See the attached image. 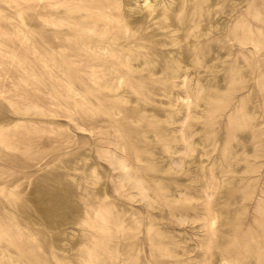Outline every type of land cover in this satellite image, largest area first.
<instances>
[{
    "label": "rangeland",
    "instance_id": "obj_1",
    "mask_svg": "<svg viewBox=\"0 0 264 264\" xmlns=\"http://www.w3.org/2000/svg\"><path fill=\"white\" fill-rule=\"evenodd\" d=\"M0 264H264V0H0Z\"/></svg>",
    "mask_w": 264,
    "mask_h": 264
}]
</instances>
